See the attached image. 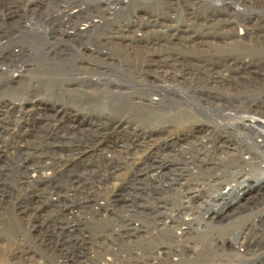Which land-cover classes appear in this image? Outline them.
Here are the masks:
<instances>
[{
  "label": "rangeland",
  "instance_id": "rangeland-1",
  "mask_svg": "<svg viewBox=\"0 0 264 264\" xmlns=\"http://www.w3.org/2000/svg\"><path fill=\"white\" fill-rule=\"evenodd\" d=\"M263 15L239 0H0V264H239L217 246L253 233L264 206L220 225L207 208L233 198L217 190L239 169L224 176L217 159L252 146L238 125H264L263 109L239 104L264 100V33L250 52L220 42ZM175 31L205 38L216 79L196 50L157 48ZM196 101L233 117L198 114ZM189 190L199 201L183 205ZM172 214L189 224L158 229Z\"/></svg>",
  "mask_w": 264,
  "mask_h": 264
},
{
  "label": "bare ground",
  "instance_id": "bare-ground-1",
  "mask_svg": "<svg viewBox=\"0 0 264 264\" xmlns=\"http://www.w3.org/2000/svg\"><path fill=\"white\" fill-rule=\"evenodd\" d=\"M239 3H243L244 5H247L250 8L256 7L257 4H259V6L262 7V8L264 7V0H258V1L257 0H239ZM214 6L217 7V8H220V5H214ZM220 9H222V7ZM223 9H225V10H223V11L222 10H217V11H219V12H226L227 11L226 8L223 7ZM246 21L247 22H244L243 23V24H246V25L241 26L243 28V30L242 31L240 30L241 31V33H239V36L240 37L235 36V35L232 34L233 37H231V38H235L237 40H230V38H228V39H223L222 40L223 42H220V41L219 42L220 43H226V42H228L225 45L223 44L224 47L225 46H229V47L230 46H236V47H233V49L240 47L242 49L243 48L244 49L245 48H248V51H249L250 50L249 48H251V47H253L255 45V43H254V45L251 44V43H253L252 42V39L255 38L253 40H257L258 41V40H260V38H257V37H259L260 35H262L264 33V15L261 16V18L259 17V18H253V19H251V18L248 17V19H246ZM208 22L211 23V21H208ZM214 24L216 25L215 22H214ZM236 25L237 24H235V26ZM90 26L91 25L86 26L84 29H82V31H83L82 33L87 32L88 31L87 29L90 28ZM219 30H221V29H219ZM175 33H177V31H175L174 34L172 32V34H170L169 36L166 37V39H165L166 40V42H165V45L166 46L165 45H160V44L158 45L157 44V48H158V46H160V48L163 49V53H164L166 51L167 46L168 47H171V46H173V42L174 41H177L175 43H181V44H178V45H182L183 44L185 46L184 49H187L188 51H190V50H196V52H198L203 57L200 61H201L202 64H204V66L200 67V69H202L203 71L207 72V74L212 79H216L217 78V73L214 72V67L215 66L213 65V62H212V64H210V61H209L210 58H208V57H211V54H210L211 51L210 52H205V51H202V49H201L204 45L207 44V42H204V41H206L205 38H203L201 36L198 37L199 34L197 35V33H196L197 36L195 35V33L189 34L190 32H188V33L185 32L187 36H184V38H180V37L177 38L176 35H175ZM222 34H224V33H222ZM229 34L231 35V33H229ZM229 34H227V36ZM262 38H264V36ZM210 39H212V38H210ZM261 43H259V44L261 45ZM146 45H149V43H147ZM208 46H207V48H208ZM218 48H219V46H218ZM199 49H200V51H199ZM211 49H212V47H211ZM231 50H232V48H231ZM237 50H235V51H237ZM258 50H260V49H258ZM173 52L174 51H172V54L171 55H174ZM160 55L161 54H158L155 58H153L152 60H150V62L153 63V67L156 64H158V62L159 63H162L161 58H160ZM214 56L212 55V57H214ZM157 57H159V59H157ZM168 58L170 59V57H168ZM240 60H242V59H240ZM175 63H176V61H175ZM224 64L226 65V63H224ZM209 67L212 68V69H208ZM0 72H1V75H3L4 70H0ZM168 77L170 79H173V80H175L177 78L176 75H172V76L171 75H168ZM179 97L181 98L180 100L182 102H185L188 105L191 103L190 102L191 99H189L187 97H183V95L182 96H179ZM243 100H244V98H243ZM194 103H195L194 105L191 104L192 109H195V111H198L197 112L198 114L215 113L217 111V116L219 114L220 117H224V118L225 117H228V118L229 117H231V118L233 117V116H230L229 115V112L230 111L228 109H221L219 106L215 107L214 104H211L208 101H196ZM239 104L240 105H245L246 107H248L246 110L252 109L255 106H259V108H261V110L262 109L264 110V100L263 99L258 100V103L256 101H254V99H253V101L252 100L242 101V102H239ZM220 113H226V115L224 116V114H223L221 116ZM262 123L263 122H249L248 124L243 123L241 125H238V126L242 127V129L248 130V131H250V133L254 134L253 136H255V138H253L251 140L252 141L251 142V145L252 146H249L248 143H247L248 146H232V148L229 149V151H228L229 153L228 154L227 153H225V154L223 153L224 155L222 157H220L219 160L217 159V162H218L217 164L218 165H220L222 167H226L225 169H221L220 170V173L223 174L224 176H230V174H232V172H233L232 170H236V169H239L237 171V173L240 172V174H238L239 177L238 176L235 177V181L233 182V184L227 185L226 187L220 188L219 190H217V199H220V198H224L225 197V200H227V197L233 196L232 200H227V201L224 200L225 202H221V206L220 207H217V210H215L212 207H208L207 208L208 210H213V211L216 212V213L213 214V216H212L213 218H211L212 220L210 221L211 224H213V225H215V224L220 225L224 221L225 222H228L229 221V223L230 222H234V221L235 222H238L239 220H237V219H233L234 221H230L232 219L231 217H234V216L237 217L238 215H241L243 213L246 214V213H249V212H254L255 209H257V208L260 209L261 207L264 206V125ZM257 126L259 128L260 127L263 128V129L261 130V129L255 128ZM249 135H248V138H249ZM237 140H239V138H237ZM223 147H220V148L223 149ZM227 147H229V146H227ZM224 149H225V147H224ZM226 161H230L229 162L230 165H227V164L222 165ZM244 167H246V168H244ZM45 169H46V167H43L42 166V169H40L39 171L42 172ZM250 170L253 171V172H257V176L258 177L254 178V179H249L251 177L249 175L250 176L249 178H244L243 177L242 179H240V176L243 173H246V172H248ZM41 176H42V174H39L38 173V175L35 176V178H31V180L34 183L38 184L39 182H41V180H43L41 178ZM231 177L233 178V176H231ZM218 181L219 180H217V182ZM222 184H224V183H222ZM222 184L219 181V186L220 187L222 186ZM228 184H229V182H228ZM69 198L70 197L67 196L65 193H63V195H59V193H55V194L52 195L51 199L49 200V203L52 206L58 208V211L60 213H64V212L69 211V209H71L68 206V203L70 201ZM182 199H183V201H182V204L183 205H185L187 203H194V202H198L199 201L198 196L194 192H192L190 190L187 191V192H185V193H183ZM57 201H64V202L63 203H57ZM100 209H102L103 211H105V208H102L101 207L98 210H100ZM230 210H232V211H230ZM228 211H230V212H228ZM33 214H37V212L36 213L34 212ZM208 214H209V212H208ZM166 217L169 219V221H166L164 223L159 224L157 226V228L160 229V230H162V231H166L169 234H173V231L176 228H178L179 225H184V226L186 225L187 226L189 224V222H187V221L185 222L177 214L176 215L175 214H172V217L170 215L169 216L166 215ZM207 219H209V216H208ZM253 228H254V232H253L254 234L251 232L249 235H246L241 241H237L238 234L234 233L233 234V236H234L233 238L224 239L217 246V249H223V250H230V251H232L234 253L233 256L236 257V259H238V260H235L234 259L232 261L233 262H238L239 264H246L245 262H248L247 264H264V215L263 216H259L257 218L256 222H254V224H253ZM177 231L178 232H181V235L183 234V228H179V229H177ZM175 236L177 237L176 234H175ZM172 251L174 252V250H172ZM165 253H166V249L165 248H162L158 252L157 255H165ZM8 255H10V254H7L6 255V259H9ZM3 256H5V253L3 254Z\"/></svg>",
  "mask_w": 264,
  "mask_h": 264
}]
</instances>
